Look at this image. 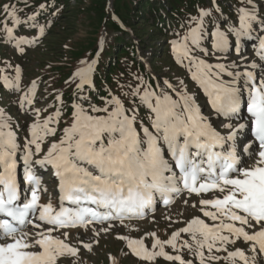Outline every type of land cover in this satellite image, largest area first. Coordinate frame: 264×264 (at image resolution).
Returning a JSON list of instances; mask_svg holds the SVG:
<instances>
[{
	"label": "snow or ice",
	"instance_id": "snow-or-ice-1",
	"mask_svg": "<svg viewBox=\"0 0 264 264\" xmlns=\"http://www.w3.org/2000/svg\"><path fill=\"white\" fill-rule=\"evenodd\" d=\"M240 4L238 26L216 0H208L189 18L183 35L176 32L170 41L176 63L203 92L207 114L183 79L158 80L154 88L139 74H133L134 83L118 84L130 106L111 91L101 97L102 107L94 104L85 87L95 90L101 39L97 58L82 60L65 81L74 85L71 123L48 143L64 116L63 92L48 106L55 110L41 119L48 108L35 107L38 82L23 91L19 65L15 76L0 77L7 90L22 93L17 107L34 118L20 137L13 118L0 108V264H61L62 257H78L80 251L68 242L72 230L92 233L91 242L79 241L92 251L117 222L131 229L126 221L154 217L158 206H183L175 219L165 217L170 225L183 226L167 240L147 233L154 238L151 248L144 237L118 236L137 258L149 264L158 258L169 264H264V16L253 0ZM49 7L39 5L42 11ZM3 11L4 41L21 55L51 27V21L40 23L39 11L27 20L20 19L15 5L5 4ZM60 11L55 8L52 15ZM21 24L37 35H15ZM245 41H252L251 59ZM230 54L237 59L228 60ZM141 107L149 112L150 126L138 118ZM37 168L52 170L58 204L50 197L41 202L47 188L41 187ZM189 209L200 215L185 218Z\"/></svg>",
	"mask_w": 264,
	"mask_h": 264
},
{
	"label": "trees",
	"instance_id": "trees-1",
	"mask_svg": "<svg viewBox=\"0 0 264 264\" xmlns=\"http://www.w3.org/2000/svg\"><path fill=\"white\" fill-rule=\"evenodd\" d=\"M74 1L75 3H72V0H27L26 6L25 0H0L1 23L6 18V13L3 11V5L5 4L15 5L19 10L17 15L21 20L28 18L33 12L37 11L41 13L39 20L51 18V27L48 29L47 35L42 37L40 43L36 44L35 47L28 48L30 51L38 49L40 56L45 53L48 54L49 59L43 65L44 70L41 71L37 68L32 70L29 65L24 66V60L30 58L25 54L24 56L19 54L17 50L10 49L8 44L3 42L0 37V69L4 70L0 71V77L4 75L15 76L14 67L19 65L23 70L21 80L23 87L29 86L32 81L39 83L44 80L45 86L43 89L46 103L52 104L56 94L62 91L66 115L64 114L61 118L60 132L71 123V104L74 100V85L68 87L65 85V81L72 76L82 60L91 61L97 58L100 41L105 38L103 32L107 35L115 31L117 34L105 46L103 45V51L100 52L99 62L93 76L95 90L89 91L87 86L85 87V91H88L92 102L97 106H103L101 97H107L109 91L121 96L126 107L130 106L129 98L122 95V90L118 87V84H126L130 81L134 83L133 74L143 76L152 83L154 88L158 80L162 82L165 78L172 82L176 77L184 80L182 75L185 74V71L176 63L173 54L162 53L161 57H157V54H155L151 59L147 58L151 70L155 73L153 75L145 62L138 59V48H149L155 45L145 43L146 35L151 39L155 35L157 38L166 36L167 38L176 39V32L183 35L187 30L189 18L198 14V7L207 6L208 0H90L88 4L85 0ZM228 1L219 0L218 4L224 13L230 12L232 14ZM231 1L234 2L235 0ZM40 4H48L51 7L46 11H42L39 8ZM55 8H60L61 11L53 16L52 13ZM63 16L66 17L64 23L62 22ZM85 21H88L87 24L92 26L89 36L75 39L73 36L66 34L72 32V27H69L66 22L73 25L76 22L84 23ZM26 27V24H21L20 29L15 31V35L29 37ZM60 34L65 37L58 43H53L51 40L60 36ZM63 40L67 42L60 43ZM69 41L70 43H68ZM61 44L67 45V47H63ZM161 45L171 50L170 43H161ZM156 59L160 61V64H154L153 61ZM8 63L12 65L11 68L7 66ZM167 66L169 69L163 71ZM25 74L27 78L24 77ZM4 93L9 94L2 80H0V108H3L13 118L15 114L13 108L15 106L12 104L10 106L12 110L8 109H10L9 105L14 98L9 96L8 102H5L3 100ZM87 106V103H85V107ZM54 110V108H48V111L42 113L41 117L47 116ZM146 114L149 115L148 110L141 107L138 118H142L148 124ZM16 124L17 121L13 119V127ZM121 248L123 252H127L124 245ZM223 255L222 253L221 256ZM185 256L191 258L186 253ZM136 261L140 264H149V262L139 258H136ZM222 261L219 264H225V261L224 263ZM164 263L169 264L163 258H158L155 261V264Z\"/></svg>",
	"mask_w": 264,
	"mask_h": 264
},
{
	"label": "rangeland",
	"instance_id": "rangeland-1",
	"mask_svg": "<svg viewBox=\"0 0 264 264\" xmlns=\"http://www.w3.org/2000/svg\"><path fill=\"white\" fill-rule=\"evenodd\" d=\"M85 2L88 4L90 2V0H85ZM72 3H75V1L72 0ZM228 4H229V6L232 5L234 7H236V4H238V7L241 6L240 2H237V3L235 2L232 4L231 0L228 1ZM254 4L256 5L257 9H259V14L261 16H264V0H257V3H254ZM234 7H232L234 15L228 16V17L234 20L233 23L238 24V22H237L238 16L235 12ZM249 7H251V6H249ZM24 20H27V18ZM65 20H66V17L63 16L62 22L64 23ZM49 21H51V18H48L47 20H40V23H47ZM9 22L13 23L11 17H9ZM87 23H88V21H85L84 23L76 22L74 24L72 23L73 25H71V24H68L66 22V24L69 27L70 26L72 27L71 28L72 32H67L66 34H68V36H73V38H75V39L86 38L87 36L90 35L89 32L92 29V26L90 24H87ZM3 24H4V22H3ZM0 25H1V22H0ZM13 26L14 25L12 24L9 27H13ZM221 27L226 28V24L222 23ZM2 28H3V26L0 29H2ZM27 29L29 30L31 28L28 27ZM115 34H117V32H115V31L112 32L111 34H107V35L105 32H103V36L105 35V38L103 39L104 46L109 42V40ZM36 35L34 34V35H32V37L36 36ZM0 37L3 39V42H5L4 41V33H2V31H0ZM63 37H65V36L60 34V36L54 37L51 41L53 43L54 42L58 43L60 40H62ZM144 40H146L145 43H153L155 45H152L149 48H141V50L138 53V58L141 59L145 55L147 58L151 59V57L155 56V54H157V57H161L160 55H163L162 53L172 54L171 50H168L167 48H165V46L161 45V43H170V40H168V38L166 36L165 37L161 36L160 38L159 37L157 38V36L155 35L151 39L150 37H148V35H146ZM40 41H41V39L39 40L38 43H40ZM65 42H67V41L63 40L60 43H65ZM68 43H70V41ZM61 46L65 47L64 44H61ZM206 46L210 47V44H208ZM143 47H144V45H143ZM9 48L12 49L14 47L9 44ZM66 50H69V49H66ZM245 54H247L249 56V58L251 59L253 56V49H251L249 52H246ZM25 55H27V57H29L30 59L24 60V64H25L24 66L27 67L29 65V67L32 70L37 68L38 70L43 71L44 70L43 65L45 63H47L45 61H47V59H49V56L47 53L40 56L38 49L35 51L27 50ZM208 58H210L211 60H215L212 57H208ZM234 59H237V57L233 54H230L228 57V60H234ZM153 62H154V64H157V65L160 64V61L157 59L154 60ZM167 69H169L168 66L163 71H167ZM184 71H185V74L182 75V78H184V82L187 85L188 90H190L192 93H194L196 95L197 102L199 101V103L202 106V110L205 112V114H207L209 110L206 106V103H205L206 98L204 97L203 92L200 90L198 85L191 79V77L189 76V74L185 68H184ZM25 76H26V74L24 75V77ZM26 78H27V76H26ZM177 78L178 77H176L174 79V83L176 82ZM38 84H39V88L37 90V104L35 105V107L50 108V107H48L50 104L46 103V98L44 97V89H43V87L45 86L44 80H41V82H39ZM30 86H31V84L27 87H24L22 90L27 91ZM196 88H199V90H197ZM21 94L22 93H13V94L4 93L3 94V100H5V102H8L9 96L14 98L12 100L11 104L9 105V108L12 104L15 106L13 108V110L15 111L13 119L19 123V127L17 128V126H15L13 128L16 129L18 136L23 137V136H26L28 134L27 126H28V124H30L33 121L34 118L31 115H27V114L22 113L21 110L17 107L16 102L19 100ZM205 109H207L208 111ZM8 110H12V109L10 108ZM64 114L66 115V111H64ZM146 117H147L146 120H147L148 125H149L148 114H146ZM43 118L44 117H41V119H43ZM59 138H60L59 134H57L55 137H50L48 143H50L54 139L58 140ZM21 143H23V141H21ZM46 149H47V143L45 144V150ZM21 171L23 172V168ZM36 171H37V175L42 177L41 187L47 188V192L41 193V202H47L49 197H50L53 204H58V194L56 192L57 185H56L55 181L52 179L50 170L45 172L44 170L37 168ZM22 177H23V173H22ZM179 210H183V206H180L179 209L176 206H174L171 210L164 208L163 206H160L159 208H157V211L155 212L154 217H153V215L150 214L147 218L142 219V220L126 221L127 224L133 226L131 229L121 227L118 225V222H117V226L113 228L111 233H109L107 236L101 235L99 237V243L98 244L94 243L92 251H87L79 243L80 240L91 242L94 239L92 236V233L91 232L84 233L82 230H79V229L72 230L70 233V236L68 238V242L70 244L80 248V251L78 253V257H70V256L62 257L61 258V264H110V262H111L110 257H115L118 264H140V262L136 261V258H135L136 256L131 253L130 249L127 246L126 241L122 240V239H118L117 237L118 236H124V235H126L132 239H140V238L144 237L145 245H147L149 248H151L154 238L151 236H146L147 233L155 232L156 236H158L161 240H164L162 238H168L169 236H171L172 232L177 227L183 226L180 223L170 225V222L165 219V217L168 215L173 216V218L175 219L176 215H177V211H179ZM191 215H200V213L196 212L195 210H191V209H189L188 211L185 212V218H190ZM56 235H59V233H56ZM61 238H63V237H61ZM124 241H125V244L127 246L126 247L127 252H123V250L121 248V246L124 245ZM235 247H244L247 250V245H245V244L237 243V245ZM230 250H231V248H230ZM167 251L171 252L170 248ZM219 255H221V254H219ZM222 263H224V261H222Z\"/></svg>",
	"mask_w": 264,
	"mask_h": 264
}]
</instances>
